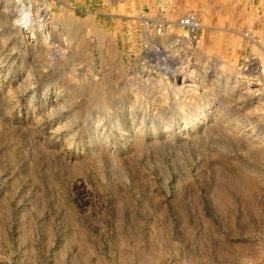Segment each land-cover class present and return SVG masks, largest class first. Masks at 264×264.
<instances>
[{
	"label": "rangeland",
	"instance_id": "374dc122",
	"mask_svg": "<svg viewBox=\"0 0 264 264\" xmlns=\"http://www.w3.org/2000/svg\"><path fill=\"white\" fill-rule=\"evenodd\" d=\"M263 84L264 0H0V264H264Z\"/></svg>",
	"mask_w": 264,
	"mask_h": 264
},
{
	"label": "bare ground",
	"instance_id": "6f19581e",
	"mask_svg": "<svg viewBox=\"0 0 264 264\" xmlns=\"http://www.w3.org/2000/svg\"><path fill=\"white\" fill-rule=\"evenodd\" d=\"M29 1V0H28ZM109 1V0H108ZM111 1V0H110ZM185 1H187V0H185ZM197 1V0H196ZM40 3V2H39ZM192 5V4H191ZM37 6V5H36ZM35 7H33V9H34ZM27 9H29V7L27 8ZM32 8H30L29 9V11H27V13H26V11H25V13H26V15H25V17H23V22H19L18 20V22L21 24H19L20 25V29L25 33V35H27V36H29V35H31L32 37L33 36H35V34H36V32L38 31H40V30H44V28H47L46 26H47V21L49 20V22H50V18H46V15H50V14H48L47 12H46V8L44 7V6H42V7H40L39 6V8H37V9H35V11H37L38 12V14L39 15H37L36 14V12H34L35 13V15L33 16L30 12L32 11L31 10ZM44 10H45V13H44ZM41 13V15H42V17L40 16V13ZM24 13V14H25ZM22 14H23V11H22ZM31 15V16H30ZM187 15H191L192 16V21H193V23L195 24L194 26V28H195V31H196V27L198 26L197 25V20L195 19L196 17L195 16H193L192 15V13H189V14H187ZM20 16V15H19ZM184 16H186L185 14H184ZM21 18V17H20ZM186 18H189V17H186ZM185 18V19H186ZM183 19V18H177V20H176V22H175V24L177 25V26H179L180 28H181V26L182 27H184L183 25H182V23H181V20ZM22 20V19H21ZM184 20V19H183ZM52 22V21H51ZM68 22H65L64 21V25L67 27V26H69V28H70V30H71V32H72V34L73 35H75L76 33H77V31H78V26H79V24H77V23H69V24H67ZM49 27H50V25H49ZM37 28L39 29V30H37ZM42 28V29H41ZM186 28V27H185ZM49 29V28H48ZM183 29V28H182ZM51 30V29H50ZM187 30V29H186ZM194 30V29H193ZM194 31V32H195ZM43 32V31H42ZM41 32V33H42ZM94 33H96L95 31H93ZM188 32L190 33L189 35H190V38H191V40H194V43L195 42H197L198 41V37H197V35H196V32L195 33H193L192 31H190V28H189V30H188ZM24 33H23V35H24ZM45 34H46V31H45ZM44 34V35H45ZM43 35V36H44ZM49 35V34H48ZM47 35V37H49ZM96 35V34H95ZM97 37H100V35L98 36V35H96ZM101 38V37H100ZM45 39L46 38H43V37H41V42H44L45 41ZM48 39V38H47ZM102 39V38H101ZM190 43H191V41H190ZM194 43H192L193 45H194ZM195 44H198V43H195ZM196 47V46H195ZM194 48V47H193ZM160 49V48H159ZM158 49V50H159ZM161 50V49H160ZM163 57V56H162ZM256 68V67H255ZM174 71V70H173ZM186 71V70H185ZM183 73V72H182ZM187 73V72H186ZM170 74H172L171 72H170ZM174 74V73H173ZM172 74V75H173ZM175 74H176V72H175ZM173 75V77H171V78H173V82L171 83V87H172V89H174L175 91H177V90H181V91H185L186 89H184V88H187V87H189V85H191V84H189V85H185L184 83L186 82L184 79L181 81V86H177L178 84H176V81H177V74L176 75ZM183 74H185V73H183ZM238 74V73H237ZM256 74V73H255ZM179 75V74H178ZM182 75V74H181ZM187 75V77H188V74H186ZM189 76H190V74H189ZM180 78V77H179ZM181 79V78H180ZM187 79V78H186ZM188 80V79H187ZM256 80V79H255ZM258 80V79H257ZM256 80V81H257ZM192 81V79H190V83H192L191 82ZM254 81V80H253ZM180 82V81H179ZM189 82V81H188ZM187 82V83H188ZM244 82H245V78H244ZM255 82V81H254ZM106 83H107V81H106ZM258 84H259V82H258ZM86 85H88V84H86ZM91 85V84H90ZM250 85V84H249ZM256 85H257V83H256ZM264 85V84H263ZM192 86H193V84H192ZM246 86V85H245ZM252 86V85H251ZM259 87L260 86H262L261 84L260 85H258ZM86 87L87 86H85V88H83V89H85L86 90ZM184 87V88H183ZM88 88H90L87 92H95V88H93V86H91V87H89V85H88V87H87V89ZM183 88V89H182ZM190 88V87H189ZM192 88V87H191ZM190 88V89H191ZM194 88V87H193ZM247 88V87H246ZM188 89V88H187ZM260 89V88H259ZM85 90H82V92H84ZM194 90V89H193ZM85 91V92H86ZM188 91H191V90H189L188 89ZM248 91V90H247ZM256 91V90H255ZM84 92V93H85ZM87 92H86V94H87ZM187 92V91H186ZM88 96V95H87ZM192 97V96H191ZM190 97V98H191ZM194 97V96H193ZM189 98V99H190ZM195 98V97H194ZM199 99V98H198ZM197 99V100H198ZM202 99V98H201ZM202 100H204V101H202ZM201 101H197V102H195V100L193 101L192 99H190L189 101H190V103L189 104H186V105H183L182 104V102H181V104H182V106L181 105H179V103H178V106H179V112H177L178 113V119L175 121V122H177V123H175V124H177V131H179L178 132V134L180 133V132H182V131H194V130H196L198 127H199V125H201V123H203L202 121H206L205 119L208 117V115L210 114L209 113V110H210V108H211V101H213V99L211 98V99H202ZM216 100V99H215ZM191 101H193V102H195V103H193V102H191ZM185 102V101H184ZM188 101H186V103H187ZM211 102V103H210ZM213 106V105H212ZM263 111H264V103H263ZM159 119H157V121H158ZM144 121V120H143ZM173 121H174V119H173ZM89 122H91V121H89ZM94 122V121H93ZM96 122V121H95ZM160 122H162V121H160ZM166 122V121H165ZM167 122H168V120H167ZM170 122V121H169ZM169 122H168V125H169ZM114 123H115V121H114ZM117 123V122H116ZM143 123V122H142ZM150 123V126H149V131L151 132V134L153 135V138H155L156 139V137L159 135V131L157 132V130L159 129V125H158V123H156L155 121H153V120H151V122H149ZM163 123V122H162ZM174 123V122H173ZM92 124V123H91ZM94 124V123H93ZM160 124V123H159ZM86 125H88V127H89V124L87 123ZM112 125H113V122H112ZM112 125H111V127H112ZM116 125V124H115ZM121 125V124H120ZM142 125V124H141ZM160 125H162V124H160ZM168 125H166V124H164L163 126H165V129L167 130V131H164V133H162V134H169L170 136L171 135H174L171 131H170V127L168 126ZM174 125V124H173ZM118 126V125H117ZM140 126V125H139ZM92 127V126H91ZM121 127V126H120ZM142 127H143V125H142ZM174 127V126H173ZM146 128V127H145ZM172 128V127H171ZM175 128V127H174ZM114 129H115V127H114ZM117 129V128H116ZM139 129V128H138ZM142 129V128H141ZM147 129V128H146ZM161 129V128H160ZM164 130V129H163ZM133 131H137V130H133ZM144 131V130H143ZM146 131V130H145ZM119 132H120V129H119ZM140 132V131H139ZM137 133H138V131H137ZM136 133V134H137ZM175 133H176V131H175ZM187 133V132H186ZM161 134V135H162ZM177 134V135H178ZM120 136H122V134H119ZM139 135H141V134H139ZM168 135V136H169ZM150 136V135H149ZM94 137H95V135H94ZM140 137V136H139ZM165 139V138H164ZM264 142V141H263ZM257 152H258V149L256 150ZM257 152H255V154L257 153ZM258 154V153H257ZM250 155V154H249ZM264 155V154H263ZM262 155V153H259V156L258 155H256V156H258V161L260 160L261 162L264 160V156ZM255 156V155H254ZM255 156V157H256ZM248 157V156H247ZM253 158V157H252ZM251 158V159H252ZM255 159V158H254ZM257 160V159H256ZM259 161V162H260ZM262 163H264V161L262 162ZM243 174V173H242ZM241 175V174H240ZM243 176V175H242ZM248 176V175H247ZM247 176H245V177H247ZM250 176V175H249ZM237 177H238V175H237ZM244 177V181H245V178ZM252 177V176H251ZM239 179V178H238ZM240 179H242V178H240ZM248 179H250V178H248ZM254 179H252V181H253ZM243 181V180H242ZM251 181V182H252ZM241 182V181H240ZM247 182H249V181H247ZM255 184V183H254ZM237 185H238V183H237ZM241 184H239L238 186H240ZM245 186H252L250 183H245ZM244 186V187H245ZM242 187V186H241ZM252 188H254V186H252ZM238 189V188H237ZM240 190H241V188H239ZM248 189V188H247ZM221 190V189H220ZM219 190V191H220ZM245 190H246V188H245ZM242 191H244V189H242ZM222 192V191H221ZM220 192V193H221ZM224 192V191H223ZM219 193V194H220ZM245 193V192H244ZM243 192H242V194H244ZM246 193H247V191H246ZM179 194V193H178ZM218 194V195H219ZM221 195V194H220ZM219 195V196H220ZM247 195V194H246ZM245 195V196H246ZM185 196V195H184ZM222 196V195H221ZM182 198H184V197H182ZM222 198H223V196H222ZM221 198V199H222ZM151 199V198H150ZM176 199H177V196H176ZM214 199H215V196H214ZM219 199V198H218ZM226 199V198H225ZM152 200V199H151ZM179 201H180V199H179ZM185 201L186 200H184V202L183 203H185ZM225 201V200H224ZM223 202V201H222ZM226 202V201H225ZM150 203V202H149ZM153 203V202H152ZM217 203V202H216ZM145 205H146V203H145ZM150 205H152V204H150ZM180 205L182 206V204L180 203ZM186 205H188V204H186ZM218 205V204H217ZM220 205H221V202H220ZM147 206H149V205H147ZM155 206H156V204H155ZM222 206V205H221ZM218 207H219V205H218ZM223 207V206H222ZM148 208V207H147ZM175 208H176V206H175ZM217 208V207H216ZM154 209H155V207H154ZM219 209H221V208H219ZM218 209V210H219ZM222 209H224V207L222 208ZM150 210V209H149ZM148 210V211H149ZM186 210H187V208H186ZM161 211V210H160ZM157 216V215H156ZM163 217V216H162ZM157 218V217H156ZM159 218V217H158ZM153 220H155V219H153ZM180 220V219H179ZM155 221H157V219L155 220ZM227 222H230V221H227ZM186 223H187V221H186ZM242 257L244 256V255H241ZM244 257H246V256H244ZM147 258V257H146ZM153 258V257H152ZM147 260V259H146ZM159 260V259H158ZM240 260V259H239ZM245 260V259H244ZM149 261H151V259H149ZM148 261V262H149ZM144 262H146L145 261V258H144ZM155 262H156V259H155ZM229 262H231V261H229ZM239 262H241V261H239ZM238 262V263H239ZM244 262V261H243ZM246 262V261H245ZM244 262V263H245ZM151 263V262H150ZM157 263H159L158 261L156 262V264ZM143 264V263H142ZM144 264H147V262L146 263H144ZM152 264V263H151Z\"/></svg>",
	"mask_w": 264,
	"mask_h": 264
},
{
	"label": "built area",
	"instance_id": "2783aa9c",
	"mask_svg": "<svg viewBox=\"0 0 264 264\" xmlns=\"http://www.w3.org/2000/svg\"><path fill=\"white\" fill-rule=\"evenodd\" d=\"M181 23L184 27L192 28L193 25H195L192 21V17L186 18L183 21L181 20Z\"/></svg>",
	"mask_w": 264,
	"mask_h": 264
}]
</instances>
